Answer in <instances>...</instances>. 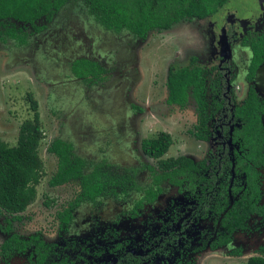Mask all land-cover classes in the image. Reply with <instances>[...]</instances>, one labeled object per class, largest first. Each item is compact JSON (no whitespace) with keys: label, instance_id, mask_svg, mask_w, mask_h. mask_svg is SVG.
Returning a JSON list of instances; mask_svg holds the SVG:
<instances>
[{"label":"rangeland","instance_id":"obj_1","mask_svg":"<svg viewBox=\"0 0 264 264\" xmlns=\"http://www.w3.org/2000/svg\"><path fill=\"white\" fill-rule=\"evenodd\" d=\"M254 6L264 10V0ZM226 7L206 22L186 20L166 32L152 31L146 41L126 30L113 33L102 28L85 0H66L51 23L37 22L46 26L38 34L27 24L0 22V140L16 146L20 125L33 116L27 95L38 103L43 133L38 147L43 174L35 187L36 198L20 214L21 220L13 223L12 233L22 239L37 236L77 264H116L126 255L149 256L151 252L155 253L146 264H246L250 257L264 256L260 251L264 248V220L251 217L245 232H236L228 246L212 251L209 244L220 231L216 200L199 206L192 196L177 193L167 182L161 183L163 192L154 204L145 205L137 217H131L136 201L145 190L156 187L153 177L160 174L157 161L142 153L143 140L168 133L172 145L164 158L185 155L198 165L209 162L221 143L218 133L211 142H193L197 111L191 92L183 107L167 105L166 79L171 69L194 64L208 68L210 62L221 59V48L216 52V47L221 44ZM245 9L246 16L252 17L249 7ZM259 21L261 27L264 16ZM244 25L246 30L250 28L248 21ZM260 31L243 33L231 49L229 61L234 72L228 96L235 106L242 105L246 97L247 54L240 48ZM77 59L97 62L106 72L104 79H77L71 72ZM254 86L264 101V68ZM221 122V118L212 121L210 127ZM228 138L233 158L237 146ZM55 139L71 145L73 155L89 163L85 173L91 171L92 163L101 161L138 168L136 179L142 191L95 202L84 200L74 210L71 222L64 225L57 214L80 189L77 181L49 186L57 159L48 147ZM260 172L264 203V169ZM232 181L231 176L228 185ZM6 217L0 214V245L9 236L1 231ZM183 221H188L185 227ZM235 250L239 256L232 255ZM32 254L28 250L9 259L0 255V264H29ZM127 263L136 262H123Z\"/></svg>","mask_w":264,"mask_h":264},{"label":"trees","instance_id":"obj_2","mask_svg":"<svg viewBox=\"0 0 264 264\" xmlns=\"http://www.w3.org/2000/svg\"><path fill=\"white\" fill-rule=\"evenodd\" d=\"M226 0H87L91 14L95 20L107 30L115 33L123 28L139 38H145L151 29H168L184 18L203 19L216 12V8ZM65 4V0H0V22L13 20L32 26L38 33L44 26L36 23L43 19L50 22L57 11ZM256 61L249 68L248 78L253 76L256 67L264 56L263 44L252 47ZM72 74L80 80L102 81L105 70L96 62L88 59L75 60L71 65ZM169 95L168 104L183 106L187 100V90L192 87L194 99L199 111V124L194 136L199 140H206L207 102L205 94V78L199 68H181L171 70L167 76ZM218 81L213 80L209 90L213 94ZM30 109L33 112L31 120L24 121L18 131L16 146L9 147L0 140V214H4L5 224L1 231L9 236L0 245V255L9 259L15 254H23L32 250L33 259L29 264H75L65 254L59 255L53 246H48L39 237L22 239L12 233V225L21 220L22 214L36 198V186L43 174V163L38 154L40 141L43 139L41 123L37 110L38 103L31 95H27ZM264 109L254 96L253 91L244 106L236 111V116L242 121V128L237 130L234 139H240L243 145L242 156H237L236 167L245 174L246 188L242 196L233 203L221 219L224 233L210 246L211 249L226 246L230 243L232 234L237 230H245L246 222L251 215L264 219V205H259L260 192L256 185L257 174L253 166L264 164V129L259 115ZM172 139L167 133H160L157 138L144 140L142 150L145 155L155 159L162 172L154 176L159 183L167 180L180 189L184 187L193 192L195 186L206 182L200 169L188 158L162 159ZM48 152L57 159L56 171L49 181V186L60 187L71 182H78L80 191L57 214L58 220L67 225L72 220V212L84 200L95 202L101 197H124L129 192H139L141 188L136 183L138 168H121L101 161L92 163L91 171L85 173L89 163L73 155L71 145L60 139L53 140ZM159 192V190H158ZM156 197L155 191L148 189L138 200L132 213L144 204H151ZM218 210V212H220ZM260 251L264 253V248ZM232 255H240L233 251ZM55 258V259H54ZM136 263L139 259L129 256ZM134 264V263H130ZM188 264V263H187ZM246 264H264V256L250 257Z\"/></svg>","mask_w":264,"mask_h":264},{"label":"flooded vegetation","instance_id":"obj_3","mask_svg":"<svg viewBox=\"0 0 264 264\" xmlns=\"http://www.w3.org/2000/svg\"><path fill=\"white\" fill-rule=\"evenodd\" d=\"M85 1L87 3V0H85ZM257 3H258V0H226L222 5L217 6L215 13H213V14H211V15L203 18V19H200V18H184V19L180 20L179 22L173 24L168 29L163 30V29L155 28V29L149 30L147 32L145 38H143V39L139 38L138 36L131 33L130 31H128L125 28L122 29V30H126L129 33H131L132 35H134L139 41H146L148 39V37L151 35L152 31L154 33H156V31L166 32V31H169L174 26H176L177 24H179L183 21H186V20L195 19L199 22H206L207 20H212V18H214L215 16H217L220 13L222 8L227 6L225 12H223V23L221 24L220 35H219L221 44L217 47L215 46L217 48L216 52H218L219 48H221V59L216 63L213 61L214 63L211 64V62H210L209 63L210 67H208V68H206V67L203 68V67L197 66L195 64L193 66L181 67V68H190V69L196 67V68H199L200 70L203 71V76L205 78V86L207 89V93L205 94V100L207 102L206 111H207V115L209 117V119L207 120V123L205 125L206 130H207L206 131L207 139L206 140H199L194 136V134L197 132L196 128L198 127V124H199V111H198L196 100L194 99L193 89H192V87H189L187 90V99H188V94L190 91L192 98H193V101L196 105V111H197V124L194 127L193 132H191V135H192L193 142L202 144V143H207V142H211L212 140H214L217 137V133H218V135H220L219 137L221 139V143H220V145H218V148L216 150V151H218V154H215L216 151L214 150L212 152L214 154V156L209 160V162H207V163L203 162V163H201V165H198L191 158H189L185 155H179L177 157L164 158V156L166 155L165 154L162 157V159L178 158V157H184V158L190 159L200 169V171L202 172L206 182L195 186V189L193 190V192H191V191H189V189H185L184 187H182V189L179 190V188L177 186L170 184L167 180H162L159 183H156L153 180V183L156 185V187L154 189L153 188L152 189L149 188V189H151L152 191H155V193H156V197H155L154 202L151 204H144L143 207L136 209V212L134 214L131 213V217L135 218L138 216L139 211L143 210L145 205L154 204L157 201L158 197L163 192L164 187H161L162 182H167L170 186L174 187L176 189L177 193H179V194H188V195L192 196L193 199H195L197 201V204L199 206H205V204L208 203L209 200H216V202L214 203V210H215V214L218 218V228H220V231L216 234V238L209 244V249L212 251L228 246L231 243L233 235L236 232H245L248 228V221L250 220L251 217L254 216V217L259 218L260 220H264L261 217H258L256 215H251L250 218L246 222L245 230L235 231L232 234L230 243L228 245L217 247L215 249H211L210 246L218 239V236L224 233V229L221 226V219L223 218L225 212L233 205V203L235 201H237L242 196V194L244 193L245 188H246L245 174L243 172H241V169L239 167L238 168L236 167V158H237V156H242V153H243V145H242L241 140L240 139H234L235 134H236L235 132L237 130H240L242 128V125H243L241 119L236 116V111L244 106L245 102L248 99L250 91H253L255 98L259 102L260 106L264 109V101L260 99V97L258 96V94L256 92L255 86H254V80L257 78V76L259 74H261L262 69L264 68V56L262 58L261 63L254 70L253 76L251 78H248L249 68H250L251 64L253 62H255L257 59V57L255 56L254 51L252 49L253 45L254 44H260L262 42L263 51H264V23L261 27H258L259 23H260V21H259L260 18H262L264 16V10H262V8H261V10L257 9L254 6ZM65 4H66V0H65ZM87 5H88V3H87ZM246 6L249 7V11H248L249 13L248 14L251 15L252 17L246 16L247 15V11L245 9ZM260 6H263V5L261 4ZM61 8L59 9V11L61 10ZM88 8H89V5H88ZM233 8H234V10H233ZM59 11H57L55 13V15ZM89 12H90V8H89ZM55 15L53 16V18L55 17ZM244 17L247 19L245 20ZM53 18H52V20H53ZM41 20H43V19H41ZM52 20L50 22H47L45 20L44 21L46 23H51ZM246 21H248V23L250 24V28L248 30H246L247 25H244V23ZM36 25H37V23H36ZM38 26H44V29L41 32H43L46 29L45 25H38ZM100 26L102 28H104L102 25H100ZM104 29L107 30L106 28H104ZM256 29H259L261 31L257 34L251 35V39L247 42L244 41V46L240 48L241 50H244V54L245 53L247 54V57H246L247 60L245 61V67H244L245 72H244V82H243L245 84V87H246V97L243 100L242 105L235 106L233 104V101L231 100L230 96H228L230 84L233 82L232 74L234 72L233 66L231 65V62L229 61V59L231 57V49L235 45L234 42H235L236 38H239L243 33L247 32V31L253 32ZM107 31L113 32L111 30H107ZM41 32H38V33H41ZM34 33L38 34L35 31H34ZM113 33H115V32H113ZM246 35H248V34H246ZM217 43H218V40H217L216 44ZM247 51L250 52V55H248ZM77 60H79V59H77ZM191 61L193 63L197 62V60L195 58H192ZM181 68H178V69H181ZM171 70H177V69H171ZM171 70L168 71V74ZM168 74H167V76H168ZM213 80L218 81V86H215L216 90L212 94L209 90V85H210L211 81H213ZM166 83H167V79H166ZM166 88H167V85H166ZM167 92L169 95L168 88H167ZM167 98H168V96H167ZM186 102H187V100H186ZM166 104L169 106L183 107L186 103L183 106H180L178 104H168L167 99H166ZM263 117H264V111L262 113H260V115H259L260 124H261L262 128L264 129ZM219 118H221L222 122L218 126H216L215 128H211L210 127L211 122L215 121ZM227 136H229L228 139L230 140V143L237 146V148L233 150V158H231L229 156L228 142L226 141ZM145 140H150V139H145ZM142 142H141V151L143 153ZM145 156L148 157L147 155H145ZM148 158H150V157H148ZM150 159H152V158H150ZM249 164H250V166L253 167V171L257 174V181H256L257 184L256 185L258 186V189L260 192L259 205H264V203H261L262 190H261V172H260L261 169H264V164L260 165V166H253L252 163H249ZM121 168H131V167H121ZM139 171L140 170L138 169V174H139ZM161 173L162 172L160 171V174ZM138 174H137V176H138ZM160 174H158V175H160ZM154 176H157V175H154ZM231 176L233 178V181L230 185H228V180L231 178ZM136 183H137V179H136ZM137 185L140 188H142L138 183H137ZM158 190H159V192H158ZM141 191H142V189L139 192H141ZM145 191H144V193H145ZM139 192H136V193H139ZM143 196H144V194H143ZM230 196L233 198V201L231 203L229 202ZM101 198H104V197H101ZM220 209H221V211L218 212V210H220ZM73 212H72V216H73ZM183 223H184V227H185L187 225L188 221H187V223L185 221H183ZM154 253L155 252H151L149 254V256L126 255L125 258L126 257L128 258L129 256H133V257L139 259V263L146 264V262L149 261L151 258L150 255H152ZM126 260L127 261L128 260L134 261L132 258L125 259V260H121V258H120L116 262V264H123V262ZM74 263L77 264V261H74Z\"/></svg>","mask_w":264,"mask_h":264},{"label":"water","instance_id":"obj_4","mask_svg":"<svg viewBox=\"0 0 264 264\" xmlns=\"http://www.w3.org/2000/svg\"><path fill=\"white\" fill-rule=\"evenodd\" d=\"M227 48V47H226Z\"/></svg>","mask_w":264,"mask_h":264}]
</instances>
